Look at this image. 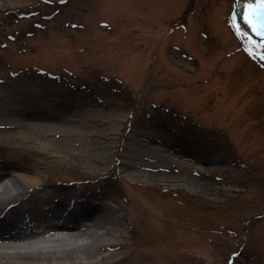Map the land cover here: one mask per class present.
<instances>
[{
  "label": "rangeland",
  "instance_id": "1",
  "mask_svg": "<svg viewBox=\"0 0 264 264\" xmlns=\"http://www.w3.org/2000/svg\"><path fill=\"white\" fill-rule=\"evenodd\" d=\"M241 1L0 0V120L93 128L108 162H67L36 129L0 140V159L35 169L26 194L47 210L56 187L124 190L116 264L141 263L140 234L143 264H264V35ZM158 155L173 160L150 170Z\"/></svg>",
  "mask_w": 264,
  "mask_h": 264
},
{
  "label": "bare ground",
  "instance_id": "2",
  "mask_svg": "<svg viewBox=\"0 0 264 264\" xmlns=\"http://www.w3.org/2000/svg\"><path fill=\"white\" fill-rule=\"evenodd\" d=\"M237 1L239 5L242 2ZM8 113V119L0 120V140L30 143L29 131L36 129L47 139L43 145L53 142L52 154L64 155L67 162L78 157L84 164L108 162L105 157L99 158L91 151L95 148L92 138H99L101 134L93 128L77 125L63 117H37L36 112L25 109ZM109 147L105 145L104 152L100 153L107 157ZM165 159L173 160L158 155L155 163H147L151 164L149 169L156 170V165L163 164ZM147 164L128 165L137 168ZM113 165L123 169V159L115 160ZM34 170L27 165L0 159V264L118 263L119 249L126 245L119 238L126 236V225L131 222L126 210H129L132 199L125 191L113 194L105 188L84 186L75 194L73 189L71 192L69 188L56 187L61 197L56 200L54 209L40 215L44 209L37 207V198L26 194L43 184L44 179L39 178ZM19 206L24 209L19 211ZM55 218L60 221L52 222ZM133 232L137 234L136 229ZM139 237L141 240L135 242L136 256L137 261L143 264L138 256L148 255L145 253L148 241L144 235Z\"/></svg>",
  "mask_w": 264,
  "mask_h": 264
},
{
  "label": "snow or ice",
  "instance_id": "3",
  "mask_svg": "<svg viewBox=\"0 0 264 264\" xmlns=\"http://www.w3.org/2000/svg\"><path fill=\"white\" fill-rule=\"evenodd\" d=\"M245 19L253 25V31L264 35V0H248Z\"/></svg>",
  "mask_w": 264,
  "mask_h": 264
},
{
  "label": "water",
  "instance_id": "4",
  "mask_svg": "<svg viewBox=\"0 0 264 264\" xmlns=\"http://www.w3.org/2000/svg\"><path fill=\"white\" fill-rule=\"evenodd\" d=\"M235 2H236V0H235Z\"/></svg>",
  "mask_w": 264,
  "mask_h": 264
}]
</instances>
